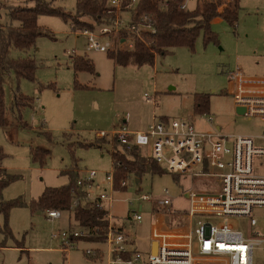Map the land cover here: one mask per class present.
<instances>
[{"label":"rangeland","instance_id":"rangeland-1","mask_svg":"<svg viewBox=\"0 0 264 264\" xmlns=\"http://www.w3.org/2000/svg\"><path fill=\"white\" fill-rule=\"evenodd\" d=\"M76 2L55 0L54 6L73 14ZM196 2L188 0L187 5L192 8ZM23 4L24 0H0V5ZM237 4L235 25L221 19L212 22L210 28L215 40L206 43L200 33L193 50L178 47L163 56L155 53L153 64L140 67L120 66L107 53L87 51L86 39L72 31L69 23L60 17H38V26L48 36L38 37L25 51L11 53L12 57L20 55L35 61L34 80H18L13 73L3 78L2 167L17 180L1 191L0 200L21 201L22 206L13 207L7 221L0 215V264H107L105 258L92 260L84 255V249L94 248L91 243L79 242L66 255L60 252L51 235L67 229L69 217L70 225L77 229L72 214L62 211L59 220L51 221L46 211L30 207L31 201L38 199L45 188L65 185L68 170L76 169L72 173L77 177L86 171H97L99 181L112 172L111 145L107 139L98 137L100 132L111 133L123 126L131 131L143 129L154 116L157 120L186 119L199 131H211L213 126H219L220 132L227 135L260 133L259 121L236 113L228 94V81L236 71L248 76L264 75V0H237ZM5 14L3 9L2 22L7 20ZM75 56L89 60L94 71L75 72L72 64ZM144 94L152 98V103L144 101ZM198 94L209 99L204 114L193 109L194 96ZM14 95L32 102L17 110ZM206 115L214 116L212 126L206 123ZM35 149L49 152L42 163L33 161L31 151ZM142 153L151 155L148 150ZM159 169L154 173L146 171L139 179L131 174L127 189L114 195L116 201L110 208L111 214L119 218V224H124V230L136 237L128 246L144 256L149 253L155 212L151 202L138 199L140 195H148L153 203L170 199L167 210L178 216L189 212L187 192H213L217 186L208 177L173 175ZM255 170L264 175V163L260 167L255 165ZM164 189L168 190L167 195ZM139 205L143 220L139 223L124 220L128 211L139 212ZM162 213L166 214V210ZM254 216L259 230L264 232L261 212L256 211ZM207 219L227 222L243 233L248 228L246 218L195 217L194 222ZM253 264H264V251L254 252Z\"/></svg>","mask_w":264,"mask_h":264},{"label":"built area","instance_id":"built-area-1","mask_svg":"<svg viewBox=\"0 0 264 264\" xmlns=\"http://www.w3.org/2000/svg\"><path fill=\"white\" fill-rule=\"evenodd\" d=\"M155 1L163 9L170 0ZM187 1L180 5V10H186ZM138 2L108 0L105 12L108 20L77 32L86 39V50L100 53L132 51L136 41L146 46L154 43L155 28L150 23V16L135 18ZM225 8L233 10L234 0H224L217 13H222ZM228 86L234 108L242 111L241 115L248 120L259 121V134L227 135L216 126L211 131H199L186 119L157 120L154 116L141 131H131L123 126L111 133L98 134L99 138L109 142L117 141L143 152L148 150L151 155L145 157L167 173L211 178L217 185L215 191L187 192L189 212L178 216H172L167 210L171 206L170 199L153 203L148 195H140L138 199L151 202L155 212L149 253L144 256L135 247L128 246L136 237L124 230V224H119V218L110 210L116 201L114 195L127 189L130 177L121 180L118 189L113 171L106 173L100 181L97 180L99 172L86 171L77 177L75 188L70 190L71 210L77 206L95 207L103 212L102 220L106 226L91 231L74 222L77 229L69 225L67 229L58 230L51 239L59 244L60 252L69 254L79 242H86L94 248L84 249V255L92 260L105 258L107 264H253L254 252L264 251V232L259 230L254 216L259 211L264 219V175L255 170V165L260 167L264 163V75L248 76L236 71L230 75ZM143 99L152 103L147 94ZM205 121L212 126L214 116L206 115ZM164 193L167 195L168 190L164 189ZM138 210L128 211L124 220L141 222L142 205ZM61 216L60 211H46L48 220H59ZM195 217L246 218L248 228L243 233L227 222L207 219L195 223ZM154 243L156 251L152 253Z\"/></svg>","mask_w":264,"mask_h":264},{"label":"trees","instance_id":"trees-1","mask_svg":"<svg viewBox=\"0 0 264 264\" xmlns=\"http://www.w3.org/2000/svg\"><path fill=\"white\" fill-rule=\"evenodd\" d=\"M55 0H24L23 5H0V100L3 94V78L6 74L13 73L19 79L33 81L37 65L32 58L12 57V51H25L32 47L36 39L40 36H48L38 26L39 16L60 17L69 23L74 32L83 29H92L95 25H100L108 20L105 12L108 0H77L74 13L66 12L54 6ZM196 4L191 8L189 4L186 10H180V5L185 0H170L166 8H159L155 0H139L134 15L135 18L141 15L150 16V23L155 28L152 39L154 43L149 46L136 41L132 51H113L107 53L115 64L127 66L134 64L142 66L154 63V53L159 56L166 55L169 50L178 47H186L193 50L197 37L203 34L204 41L215 40L211 32V24L215 19H221L235 25L238 4L237 0L234 9L225 8L222 13H217L218 7L224 0H196ZM5 9L7 20L1 21V12ZM75 72L94 71L92 63L83 57L73 59ZM24 102H26L24 104ZM32 102L23 96L14 95L13 104L20 110L29 106ZM24 104V105H23ZM209 99L206 95H195L193 109L197 113L204 114L208 111ZM3 112H1V116ZM2 121V120H1ZM103 139V138H102ZM111 145L113 174L116 188L119 189V182L127 179L133 174L137 179L150 171L158 172L159 167L142 151L135 147L120 145L117 141H107ZM33 161L42 163L49 155V152L42 149L31 151ZM5 157L0 147V193L1 191L17 180V177L7 173L2 167ZM73 170V171H72ZM65 172L67 183L56 188H45L36 200H32L30 207L32 210L42 211H66L72 214L73 220L79 226L93 231L96 228L102 230L106 223L103 219V212L91 206H77L72 209V197L70 190L75 188L77 179L76 169ZM123 191V190H122ZM22 206L21 201L4 202L0 200V215L7 221L8 214L13 207ZM6 226V224H5ZM4 226V227H5ZM7 232V229H6ZM5 235L7 233H4ZM22 248V247H21Z\"/></svg>","mask_w":264,"mask_h":264},{"label":"water","instance_id":"water-1","mask_svg":"<svg viewBox=\"0 0 264 264\" xmlns=\"http://www.w3.org/2000/svg\"><path fill=\"white\" fill-rule=\"evenodd\" d=\"M236 113L237 114H239V115H241L242 114V111H240V110H236ZM136 182H138V180L136 179ZM185 196H187V195H185ZM155 251H156V244L154 243L153 244V247H152V253H155Z\"/></svg>","mask_w":264,"mask_h":264},{"label":"crops","instance_id":"crops-1","mask_svg":"<svg viewBox=\"0 0 264 264\" xmlns=\"http://www.w3.org/2000/svg\"><path fill=\"white\" fill-rule=\"evenodd\" d=\"M216 127H218V128L220 129L219 126H216ZM145 128H146V127H144L143 129H138V130H134V131H141V130H144ZM68 221H69V225H70V222H71L70 217H69Z\"/></svg>","mask_w":264,"mask_h":264}]
</instances>
